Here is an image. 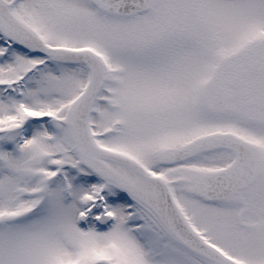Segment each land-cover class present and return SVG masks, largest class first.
Returning a JSON list of instances; mask_svg holds the SVG:
<instances>
[{
	"label": "snow or ice",
	"instance_id": "snow-or-ice-1",
	"mask_svg": "<svg viewBox=\"0 0 264 264\" xmlns=\"http://www.w3.org/2000/svg\"><path fill=\"white\" fill-rule=\"evenodd\" d=\"M0 264H264V0H0Z\"/></svg>",
	"mask_w": 264,
	"mask_h": 264
}]
</instances>
